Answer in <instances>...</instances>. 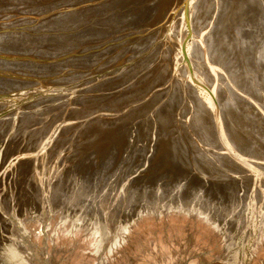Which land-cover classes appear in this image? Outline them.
<instances>
[{
	"label": "rangeland",
	"instance_id": "374dc122",
	"mask_svg": "<svg viewBox=\"0 0 264 264\" xmlns=\"http://www.w3.org/2000/svg\"><path fill=\"white\" fill-rule=\"evenodd\" d=\"M1 1L3 0H0V34L14 32L18 39L11 40V46L5 45L8 42L0 45V68L5 69L0 70V95L3 96L0 97V142L4 143H0V251L5 250L0 252V264L10 260L13 252L18 257L12 264H264V215L256 205L251 204L245 208L242 213L244 216H241L242 220L240 219L236 228H229L228 223L229 218H234L232 216L235 210L226 213L227 227H222V230L210 228L197 212L187 214L171 209L172 205L190 198L195 199H191L190 206L198 202L202 204V196L198 191H184L177 195L174 189L180 182L193 185L190 159L196 152L195 142L205 148H213V141H199V138L211 136L212 131L205 132L203 127H188L189 133L186 134L182 131L180 133L179 130L183 129L181 127H169L165 131L176 133L171 134L175 137L174 140L167 142L162 153H159L160 149L157 152L149 149L152 131L154 128L157 131L160 119H164V124L173 121L171 116H183V101H178V95L174 91L164 95L157 91V82L166 81V75H163L165 70L161 67L165 63V56L162 57L161 70L158 72L157 68L149 72L156 66L157 60L150 62L147 67L148 60H143V57L150 59L157 47L164 43L169 33H163L162 28L165 31L170 24L164 25L162 22L169 14L168 9L180 0H24L26 4L23 0H16L15 4L13 0H5L9 4ZM190 1L193 0H183L182 4ZM218 1L220 4L223 0L198 1L197 11L200 13L201 23L213 16ZM225 1L229 3L232 0ZM104 4L107 6H102ZM93 5L100 7L90 9L91 11L87 9ZM230 5L235 10L241 9L239 11L242 18L238 15L241 19L239 24L234 20L233 25H230L228 19H225L227 26L222 27L220 24L217 46L226 47L225 51L233 60L232 68H237L238 78L242 81L248 79L246 82L254 86L253 95L256 92L258 97L262 93L261 97L264 99V78L256 74V69L264 71L263 58V62L258 65L249 64L251 68L247 65V61L253 59L251 53L254 47L264 49V23L259 19L249 20L254 16L250 15V18L246 13L248 9L253 13L251 8L257 6L260 18L264 20V0H235ZM232 8L229 11L233 13ZM82 10H88V16L83 15ZM237 12L235 14H239ZM233 16L237 18V15ZM108 17L117 26L104 27V31L99 33L97 26H102ZM80 19L83 20L79 21ZM249 21L253 29H248L246 36L245 24L248 25ZM149 27H152L151 30L156 29L158 33L160 30L162 36L157 33L148 41L142 40L144 44L141 47H136L133 38L140 40L142 37H139V31ZM28 28L34 32L30 33ZM240 32L243 34V43L239 39ZM157 35L160 37L157 38ZM84 36L92 37L85 39ZM190 37L185 40L188 53L193 45ZM30 38L33 40L31 43L28 42ZM43 50L54 52L55 55H45ZM140 54L143 57L138 60L139 65L125 75V71L121 72L114 79L117 84L114 82L112 86L118 89L135 85L138 92L133 96L138 99L137 104L143 103L142 109L129 111L127 107L130 102L126 105L128 98L125 97L126 94L120 93H117L116 98L101 96L91 99V102H95L88 104L86 92H109L112 86L103 83L102 78L107 77V81L110 77L108 72H116L121 65L128 64L130 67L131 61ZM11 61L19 64V67L15 70L4 68V64H10ZM111 62L114 64H110ZM24 64L25 68H22ZM30 64L42 69L33 70L36 66L31 65V69ZM109 66H112L111 70ZM252 77L254 79L250 83L249 79ZM32 85H35L36 90ZM17 86L24 88L21 92L25 95L22 100L15 102L10 97L20 94L16 93L20 92ZM39 86L41 89H38ZM133 87L126 89L130 91ZM78 93H82V97L76 96ZM197 93L200 98H204L205 92L201 89L198 88ZM67 95H72V99L68 100L65 97ZM49 98L51 99L48 100ZM54 102L58 105H67L69 102H78L77 106L80 104L77 110L71 111L65 107L64 111H52L56 117L52 119L53 123L65 119L75 124L83 118L96 115L93 111L81 117L82 112L96 106L98 110L117 109L123 115L117 122L96 124L102 129L92 140H88L94 137L92 128L75 134L80 128H73L74 125L70 128L62 126L60 133L49 141L45 150L46 135L42 140L33 139L24 129L13 135L10 121L6 122L5 118L10 120V116L15 113L25 114L29 112L25 108L35 104L38 108L54 107L57 105ZM142 111L145 112L141 113ZM150 113L153 114V119L145 122ZM165 117L170 120L165 121ZM40 122L36 124L42 126L47 123L44 119L43 123ZM253 125L255 129L246 131L249 132L246 137L256 143L259 141L252 135L256 137L264 123L259 118L253 121ZM159 132L162 134L164 131L159 128ZM194 134L197 136L195 141ZM88 141L89 144L82 145ZM17 144H21V147ZM43 151L46 152L39 159L30 162L32 173L21 171V167L25 169L24 165H14L17 154L36 156ZM147 164L146 171L139 174L136 172L137 169L143 170L145 167L142 165ZM221 189V192L226 190L223 186ZM224 193L227 195V190ZM25 197L34 205V211L24 204ZM145 207L153 208L155 213L142 215L128 227L125 234L122 228L125 219L129 214L134 215ZM209 207L215 215V210H220L212 205ZM118 240L120 243L115 246ZM5 245L9 247L5 248Z\"/></svg>",
	"mask_w": 264,
	"mask_h": 264
},
{
	"label": "bare ground",
	"instance_id": "6f19581e",
	"mask_svg": "<svg viewBox=\"0 0 264 264\" xmlns=\"http://www.w3.org/2000/svg\"><path fill=\"white\" fill-rule=\"evenodd\" d=\"M3 1H5V0H3ZM3 1H1V2H3ZM6 1H8V0H6ZM6 1L4 3L9 4ZM9 1L11 2V0H9ZM13 1H14V3L13 2L12 3L15 4L16 0H13ZM18 1L20 2V0H18ZM198 1L199 0H193V1H190L189 3L185 2L182 4L183 0H180L179 3L176 2L177 3L176 5H174L175 3H173L174 6L173 5H172L173 7L170 6L171 9L169 8L170 10L168 9V11H167V13H169V14L165 18L166 20L162 22V24H164V25L165 24L168 25V23L170 25L164 31V29L161 27L162 24L160 23L161 24L160 28H162L163 33L167 31V33H169V34H168L167 38L164 39V43L157 47V49H156L155 53L152 55V57L150 59L149 58L145 59L142 56V54H140L133 61H131L130 67L127 66L128 64L127 65H121V67L119 69H117L116 72L113 71V72H110V74L108 72V76H110V77H108L107 81H105V79L107 77L105 79H103L104 78L103 77L102 80H104L103 83L105 82L110 86L114 85L113 84L114 82H116V84H117V80H114V79H116L117 76H119V74L121 72L125 71L123 73V75H125L130 70L135 69L136 66L139 65L140 61L138 62V60H140L142 57H143V60H145V61L148 60V62H147L148 64L146 65V67L150 66V62L157 60L155 62V64H156L155 67H153L150 70L148 68L149 72L151 70H153L154 68H157L156 71L158 72L161 70V67H163L162 69L165 70L163 75L164 76L166 75L164 80H166L165 82H167V83H165L164 81L157 82V84H158L157 85V91H158V93L163 92V95L164 94H170V93L172 94V91H174L178 95L177 96L178 101H180V100L183 101V104H182L183 105V108H182L183 109V111H182L183 116L179 115L178 118L171 116L173 121H171L169 119V117H165V121L167 119L170 121L167 123H164V124H163L164 119H162V120L160 119L159 120V123H160L159 128L161 129V131L163 130L164 132L162 134H160V132L158 133L159 128H157V131L155 128L153 129L152 134H151L152 137L150 140V144H149L150 148L149 149L154 150L156 152L158 151V149H160L159 153H162V150L165 149L166 146L168 145L167 142L174 140L175 137H173L171 134H176V133H170V132L166 133V131H165L166 129H169V127H173V128L174 127H177V128L181 127L183 129L179 130L180 133L182 131V132H185L186 134L189 133L188 127H190V128L195 127V129H198V127H203V130L205 132H208L209 130L212 131L211 136L199 138V141H200V143H202V140H206V139L211 140L215 144L213 146V148L212 147L211 148H205L202 144H198L197 142H195V151L196 152H195V154H193V157L190 159V167L192 169V178H193L192 183H193V185H187V182H185L184 184L182 182H180L179 184L176 185V188L174 189V192L177 193V195H180L184 191L185 192L198 191L202 196V200H201V202L203 201L202 204H205L206 206L202 205L200 202L190 206L192 203L191 199H194V198H190V199L185 200L182 203H177L176 205H172L171 209L172 208L178 209L182 212H187V214L191 213V211L193 213L197 212L198 213L197 215L200 217H203V220L205 221V223H207L209 225L210 228H213L215 230H222L223 229L222 227L226 226L225 219L227 217H225V214L228 212L230 213V211L233 212L235 210L236 212L234 211V216H232L234 218L228 217L229 218L228 223L230 225V227L228 226L229 228H236L238 226L237 225L238 222L240 221V219L242 220L241 216H244L242 214V213H244L243 211H245L246 210L245 208L249 207V205H251V204H254V206L256 205L259 208V210L261 211V214L264 215V126L261 130L262 132L260 131V133H257L256 137H255V135H252L250 133V135H252L259 142L254 143L251 139L246 137V134L249 133V132L246 133V131H250L252 129H255V127L253 125L254 120L260 118L262 120V122L264 123V99L261 97V96H263L262 93H260V96H258V97H256V92H254V95H253L252 91L254 89V86L249 85L246 82L248 79L245 81H242L241 79L238 78L237 68L236 67L232 68L233 60L231 57L229 58L230 54L225 51L226 47L217 46L218 41H219L218 40V34L220 32L219 31L220 24L222 27L227 26V25H225V19L226 20L228 19L231 22L230 25H233L234 20L236 21V24H237V22H238V24L240 22L239 19H240L241 15H240L239 10H241V9L237 10L238 9L237 6L233 5V3H232V6H234V7L236 6L235 8H237L235 10V8L233 7L234 8L233 9L230 5L231 2H233L235 0H232L229 3L226 2L225 0H223V1H221L220 4L218 1V3L216 4V8H215L214 13H212L213 16L211 15L212 17L207 22H205V23L202 22V23H204V25L201 23L200 13L197 11V6L199 5ZM240 1H242V0H240ZM23 2H24V0H23ZM25 2H26V0H25ZM25 2H24V4H26ZM30 2H32V0ZM243 2H244V0H243ZM12 3L10 5H12ZM102 6H107V4H104ZM96 7H100V5L99 6L93 5V7H90L87 9L90 10V9H93ZM230 8H232L234 10L233 13L229 11V10H231ZM251 9H253V13H251L250 9H248V11L246 12V13H248L249 16L250 15L254 16L252 18L250 16L251 19H249V20L258 21V19H259V21H261V22L263 21L262 23H264L263 18H260L261 17L260 16V9H258L257 6L255 8H251ZM236 11H238L237 13H239V14H235ZM242 11H244V10H242ZM86 12H88V10L85 12H84V10H82L81 13L83 15L88 16V14H86ZM69 13H72V11ZM229 13L230 14L232 13L233 15H237V18H238V15L240 17L237 19L232 14L227 15ZM67 15L69 18V14H67ZM58 16H59V14H58ZM232 16L235 19H233ZM108 18L102 24V26H97L96 30L99 31V33L104 31V27L107 28L110 26H117L116 23H113V20L110 17H108ZM81 20H83V19H80L79 21H81ZM61 21H62V19H61ZM161 21H162V19H161ZM40 23L41 22H39V24ZM201 24H202V27L200 26ZM245 26L247 28V30L245 31L246 36H247L248 35V29H253L252 28L253 26L251 25L250 21L248 22V25L245 24ZM45 27H46V25H45ZM1 28H3V27H1ZM4 28H5V26H4ZM30 28H28L27 31H29ZM151 28L152 27H149L147 29L145 28V29L139 31L138 35H139V37H142L140 40H138L137 37L133 38V40H135L134 42H136L135 43L136 47H141L144 44V42L142 40L148 41V40L152 39L158 33V31L157 32L155 31L156 29L151 30ZM242 29H244L243 26H242ZM32 32H34V31L30 30V33H32ZM242 32H244V31H242ZM242 32L239 33V39L243 43L244 38H243ZM13 33H7V32H5V34L1 33L0 38H2V39L0 40V45L5 44V42L9 43L11 40L14 41V39L15 40L18 39L17 36H15L16 34H13ZM159 33H160V30H159ZM160 34L159 35L162 36V32ZM40 35H41V33H40ZM160 36L157 35V38ZM188 36H191L190 38H192V41H193L192 49L189 53L186 51V47H185L186 46L185 40L187 39ZM91 37L92 36L86 38L84 36L85 39H89ZM9 38H11L9 41L6 40ZM32 41L33 40L30 38V41H28V42L31 43ZM125 43L126 42H124V44ZM10 44L11 43L5 44V45L11 46ZM132 44H133V42H132ZM116 46H117V44H116ZM132 46L134 47V45H132ZM129 50H130V48H129ZM8 51L11 52L10 50H8ZM43 51H44L45 55H48V56L49 55L50 56L55 55L54 52L49 53V52H45V50H43ZM46 51H48V50H46ZM108 52L111 53V51H109V50H108ZM5 53L7 54V51H5ZM125 53H127V52H125ZM251 54H253L252 55L253 59H252V61H249V62L247 61L248 67L251 68V66H249V64L255 66V65H258L259 63L263 62V60H264V49H261V47L256 46V47H254L253 53H251ZM117 56H118V54H117ZM163 56H165V59H164L165 63H163V65L160 67V65H161L160 63L162 62L161 60L163 59L162 58ZM262 58H263V60H262ZM136 61L138 62V64H133ZM112 63L113 62H111L110 64H112ZM27 65H26V67H27ZM31 65H33L34 67L36 66L35 64H30L29 68H31ZM38 65H41V64H38ZM115 65H117V63ZM33 66H32V68H33ZM45 66H44V68H45ZM17 67H19V64H16L15 61H11L10 64H4V68H10V70L11 69L15 70V69H17ZM111 67H110V70H111ZM2 68H0V70ZM22 68H25V64H24V67H22ZM46 68H48V67H46ZM36 69L41 70L42 68L41 67L39 68L38 66H36V68H34L33 70H36ZM2 70L5 71V69H2ZM145 73H147V72H145ZM256 74L257 75L260 74V76L264 78V71H262L261 69H256ZM1 79H3V77ZM253 79H254L253 77L251 79H249L250 83L253 81ZM13 83H16V82H13ZM37 83H39V81ZM37 83H35V84L37 85ZM255 83H256V81L254 82V85H255ZM83 85H84V83H83ZM95 85L97 86V84H95ZM34 86L32 87L33 89H35ZM19 87L17 86V88H19ZM129 87H133V90L127 91L126 88L129 89ZM36 88H38V87H36ZM90 88H91V86H90ZM93 88H95V87L93 86ZM198 88L201 89L203 92H205L203 99L200 98L199 94L197 93ZM23 89H24L23 87L21 89L19 88L20 92L17 91L16 93H20V94L19 95L17 94V96H16V94H14L15 96L14 95L12 96L13 93L11 92L12 97H10V100L16 102V101H19L21 98L23 99V96L25 95L24 92L23 93L21 92V91H23ZM38 89H41V87ZM53 90H54V88H53ZM85 90H86V88H85ZM88 92H86L87 98H85L87 100L88 104L89 103L93 104L95 102V101L91 102V99H95V98H98L101 96L105 97V98H112V97L116 98L117 93L118 94L120 93V95L126 94L125 97L128 99H127L125 104L127 105L128 104L127 102H130V105L127 107V109L129 111L137 110V108L140 110V109H142L141 107L143 106L142 102L137 104L138 99L134 98V96H133V95L137 94V92H138L135 85H128L126 87H121V88L119 87L118 89H117V87L112 86V88L109 89V92L108 91L107 92L101 91L100 94L99 93L96 94L95 93L96 91H91V90L89 93ZM33 93H35V92H33ZM91 93H93V94H91ZM28 94H30V92ZM81 94L82 93H78L76 96H81ZM84 94H85V92H84ZM61 96L62 95H60V97ZM71 96L72 95H67L65 97H67V99L70 100V99H72ZM0 97H3V96L0 95ZM65 97L63 96V98H65ZM34 98H36V97H34ZM41 99H42V97H41ZM50 99L51 98H49L48 100H50ZM56 102H54V103H56ZM87 102H85V103H87ZM63 103H65V102H63ZM77 103L76 102H69V104H67V105L66 104L65 105H58V103H56L57 105H55L54 107L48 106L46 108H45V106H44V108H42V107L38 108L37 105L35 104L33 107L30 106L28 108L27 107L25 108V109H27V111L29 110V112L25 111L26 112L25 114L15 113L13 116H10L11 117L10 120L7 118H5V119H6V122L10 121L9 122V124L11 126L10 129H11V132L13 131V135L15 133H19L21 131L23 132V129L25 130L24 132H27V135L33 139L38 138L37 140H39V139L42 140L44 138V136L46 135L45 139H44L46 141L43 140L45 143L43 150H45L46 146L49 145V141L51 139H53V137L55 135L60 133L59 131H61L62 126H66V127L70 128L72 125H74L73 128L75 126L80 128V130L75 131V134L82 133L83 130L92 128V131H94V137L88 139V140H92L95 137H97V135L101 132L99 130L102 129L101 126H96V124H98V123H112L114 121L117 122L123 115V112L118 111L117 109L116 110H105V109L98 110L97 106H96L95 108H90L89 111L82 112L81 117H84L86 113L93 112V111L95 112L96 115H91L90 117L83 118L82 120H80L79 122H77L75 124L74 123L72 124V122H67L65 119H62L61 122L60 121H58V122L54 121V123H53L52 119L56 118V117L52 114V111H58V110L64 111L65 107L67 109H70L71 111L77 110L79 107V104H80L79 103L77 106ZM81 104H83V103L81 102ZM72 105H73V107H72ZM38 106H40V105H38ZM23 107H24V105H23ZM25 109L21 108V110H25ZM98 111H99V113H96ZM144 112L145 111H142L141 113H144ZM161 112H163V111H161ZM235 113H237V115ZM152 115L153 114L150 113V115H148V117L146 118L145 122L146 121L148 122L149 120L153 119ZM183 118H184V120H183ZM43 119L45 122L47 121V123H43L42 122ZM39 121H41L40 123H43V124H42V126H41V124L40 125L38 124L40 127H37L38 125L36 123H39ZM49 121L50 122L52 121V122L49 123ZM203 123H205V124L203 125ZM153 124L157 125L155 122H153ZM97 131H98V133H97ZM18 135H20V134H18ZM79 136H81V134ZM79 136H77V137H79ZM29 137H28V139H31ZM196 137L197 136L194 134V136H193L194 141H195ZM37 140H36V142H37ZM23 141H24V139H23ZM43 141H42V143H43ZM27 143L25 145H27ZM35 143H33V144H35ZM89 143H90V141L84 142V143H82V145L89 144ZM17 146L21 147V144L20 145L17 144ZM154 151H152V152L154 153ZM44 152H46V151H43V153L37 154L36 156H32L33 154H25V155L24 154L22 155L21 153H20L21 155L17 154V157L14 158L16 161L14 165L16 166V164H17L18 167H21L24 165L25 169H23L21 167L22 170L21 169L20 170L21 171L26 170L27 173H32V166H30V162L36 161L37 159H39L42 156V154H44ZM15 155H16V153H15ZM35 164H33V166ZM145 165H142L143 167H145L143 170L138 171V169H137L136 172H138V174H139V173H143L144 171H146V169L148 168V164H147V166H145ZM222 181H226V183H222ZM221 186L226 188L227 193H228L227 195L224 193L226 190L221 192V190H222ZM215 193H217V194H215ZM221 193H223V194H221ZM213 196H214V198H213ZM23 202H24V204H26L27 207L31 208V211L35 210V209H33L34 205L32 204V202L30 201V199L28 197H25ZM210 205H212L215 208L220 209V210H215L217 215H215L214 213L211 212L212 208L209 207ZM155 206H157V205H155ZM259 210H258V214H260ZM149 213H155L153 211V208L145 207V208H142L140 211L135 212L134 215L129 214L128 217L125 219L124 226L122 227L124 233L126 234L128 232V227L131 224H133L134 222H136V220L138 218H140L144 214L147 215ZM256 215H257V212H256ZM241 226L243 228L242 224H241ZM261 231L263 232V229ZM119 241L120 240H118L115 243V246L118 243H120ZM4 247L8 248L9 246L5 245ZM2 251H0V252H2ZM6 254H8V253H6ZM11 257L12 258H10V260L6 258L7 260L4 264H12L14 261H16L18 255L13 252L11 254Z\"/></svg>",
	"mask_w": 264,
	"mask_h": 264
}]
</instances>
